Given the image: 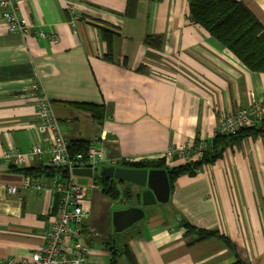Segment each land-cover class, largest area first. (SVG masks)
I'll list each match as a JSON object with an SVG mask.
<instances>
[{"label": "crops", "instance_id": "0c3cea01", "mask_svg": "<svg viewBox=\"0 0 264 264\" xmlns=\"http://www.w3.org/2000/svg\"><path fill=\"white\" fill-rule=\"evenodd\" d=\"M243 1L264 25V0ZM128 2L18 0L19 14L32 25L28 38L0 19V260L29 257L43 247L60 199L53 177L35 179L45 183L35 189L26 183L30 176L12 168L49 164L47 152L18 165L4 156L9 149L29 153L35 145L52 143L51 130L39 129L37 99L29 90L33 80L41 83L69 142L105 149L107 160L99 167L120 165L123 158L162 157L174 143L212 139L230 112L262 105L264 110V72L247 69L219 39L190 21L189 0H137L134 17L126 16ZM68 3L81 16L76 27L68 21ZM100 25L116 30L113 62L105 58L109 47ZM40 30L56 33L59 41L38 37ZM158 34L164 39L157 47L144 43L146 35ZM75 101L105 104L103 122ZM178 163L184 162L168 161ZM77 176L88 188L86 264H109L110 241L129 244L139 264H264V136L246 137L196 175L179 176L167 203L143 206L150 207V215L115 231L116 237H111L112 211L141 206L139 186L108 178L132 191L115 208L118 200L99 185L106 177ZM13 186L16 192L9 191ZM187 220L228 235L235 249L218 237L189 244L192 235L182 227ZM118 264L128 261L122 257Z\"/></svg>", "mask_w": 264, "mask_h": 264}, {"label": "built area", "instance_id": "2783aa9c", "mask_svg": "<svg viewBox=\"0 0 264 264\" xmlns=\"http://www.w3.org/2000/svg\"><path fill=\"white\" fill-rule=\"evenodd\" d=\"M66 9L68 21L76 27L81 18L76 5L68 3ZM0 19L7 24L11 32L21 33L26 38L32 34V25L26 17L19 14L18 0H0ZM35 34L40 38H49L53 43L59 41L56 33L40 30ZM29 90L37 99V115L41 120L39 129L42 132L51 130L52 143L47 148L35 145L29 153L9 149L4 156L10 163L18 165L33 155L47 152L49 165L63 169L62 174L51 180L52 188L60 194V199L55 209V219L48 230L43 247L35 250L29 257L22 259L9 257L0 260V264H86L90 248L82 241V237L84 220L89 216L88 209L85 207L88 188L78 181L74 169L85 164L92 167L99 166L107 160V154L103 147L97 146L96 143H89L87 153L71 155L69 141L61 130L60 122L53 112L49 98L42 90L41 83L33 80L29 83ZM263 111L262 105L230 112L222 117L217 125V131L221 134H234L242 127L254 126L262 119ZM207 148L208 141L202 142L197 147L186 142L174 143L167 149L164 156L167 161L189 162L200 158ZM26 183L35 189H43L45 186L44 182L32 177H28ZM16 190V186L9 189L11 192Z\"/></svg>", "mask_w": 264, "mask_h": 264}, {"label": "trees", "instance_id": "16d2710c", "mask_svg": "<svg viewBox=\"0 0 264 264\" xmlns=\"http://www.w3.org/2000/svg\"><path fill=\"white\" fill-rule=\"evenodd\" d=\"M137 0H129L126 16L134 17L136 14ZM189 19L190 21L203 26L211 35L219 39L228 47L243 63V65L254 72H264V25L255 16L251 9L243 0H189ZM102 37L108 42L109 52L105 58L113 62V38L116 30L107 25H100ZM163 35H146L144 43L160 45L163 42ZM143 67V66H142ZM142 67L139 69L141 70ZM76 105L88 109L92 112L97 121L103 122L106 114L105 104H95L75 101ZM264 136V118L251 127H242L234 134L217 133L212 139H208V148L204 154L195 160L189 162L168 165L165 156L156 159L130 160L121 159L118 163L134 168H165L168 172L171 191L174 189L176 179L181 175H196L204 165L214 163L223 157L226 149L239 144L246 137ZM89 142L84 140H75L69 142V151L71 155L80 152L87 153ZM25 175L34 179L45 177H56L63 173V169L49 164L41 166L16 167ZM101 178V177H100ZM98 182V181H97ZM102 192L112 200L119 198H130L132 191L122 190L114 184H110L108 178L101 180ZM185 229V235L191 236L189 244L199 243L201 241L218 237L222 239L230 249H235L234 241L218 229H206L193 225L190 221L182 223ZM105 247L110 252L109 264H118L124 257L128 264H139L138 260L130 248L129 244L117 246L108 242Z\"/></svg>", "mask_w": 264, "mask_h": 264}, {"label": "water", "instance_id": "95a60500", "mask_svg": "<svg viewBox=\"0 0 264 264\" xmlns=\"http://www.w3.org/2000/svg\"><path fill=\"white\" fill-rule=\"evenodd\" d=\"M79 176L92 177L94 173L120 182H130L139 186L138 205L113 211L112 219L115 231H123L145 217V205L170 200L171 186L165 168H134L120 165L95 166L85 164L74 169Z\"/></svg>", "mask_w": 264, "mask_h": 264}, {"label": "rangeland", "instance_id": "374dc122", "mask_svg": "<svg viewBox=\"0 0 264 264\" xmlns=\"http://www.w3.org/2000/svg\"><path fill=\"white\" fill-rule=\"evenodd\" d=\"M217 133H219V132L217 131L216 134H217ZM207 140H208L207 138H204V137H198V138L195 139V141L186 142V143L192 145L193 147H197V146L200 145L202 142H207ZM82 180H85V179H82ZM86 180H87V179H86ZM120 203H121L120 200L116 201L114 207L117 208V207L120 205ZM152 205H153V204H152ZM155 206H157V207H162L163 205H162V204H155ZM115 210H116V209H114L113 211H115ZM150 210H151V209H150L149 206H146V207H145L146 216H149V215H150ZM113 211H112V214H113ZM143 219H144V218H143ZM140 221H142V220H140ZM140 221H139V222H140ZM139 222H137V224H138ZM112 224H113V221H112ZM137 224H136V225H137ZM113 226H114V225H113ZM90 230L93 232L92 229H90ZM117 235H119V234H117V233L115 232V227H114L111 237H116Z\"/></svg>", "mask_w": 264, "mask_h": 264}]
</instances>
